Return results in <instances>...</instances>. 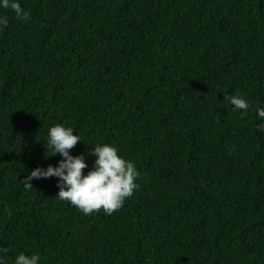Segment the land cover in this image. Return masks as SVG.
Instances as JSON below:
<instances>
[{
  "label": "trees",
  "instance_id": "1",
  "mask_svg": "<svg viewBox=\"0 0 264 264\" xmlns=\"http://www.w3.org/2000/svg\"><path fill=\"white\" fill-rule=\"evenodd\" d=\"M0 29V247L40 264H264V0H19ZM245 96L241 117L227 96ZM94 166L109 143L138 188L107 214L21 181L50 127ZM51 153L49 152V155Z\"/></svg>",
  "mask_w": 264,
  "mask_h": 264
},
{
  "label": "clouds",
  "instance_id": "2",
  "mask_svg": "<svg viewBox=\"0 0 264 264\" xmlns=\"http://www.w3.org/2000/svg\"><path fill=\"white\" fill-rule=\"evenodd\" d=\"M0 9L11 10L17 18L29 19V13L22 8L19 0H0ZM8 22L6 15H0V29L7 27ZM225 100L233 112H240L242 118L251 107L249 100L240 94L227 96ZM256 115L264 121V108H257ZM259 127L264 129V123ZM74 132L72 127H65L62 124L50 127L44 141L48 149L47 155H60L62 159L56 166L35 168L21 182L26 188L31 189L33 179L56 177L59 189L57 197L60 200L70 202L85 215H91L101 209L111 214L138 188L136 180L139 172L135 163L122 157L113 145L97 144L89 153L95 156L94 166L85 174L83 170L88 167L85 154L72 155L70 152L78 142H83L80 135ZM7 251L6 248L0 247V253ZM40 262L41 255L38 252L31 254L20 252L15 256L13 264ZM0 264H7L2 254Z\"/></svg>",
  "mask_w": 264,
  "mask_h": 264
}]
</instances>
